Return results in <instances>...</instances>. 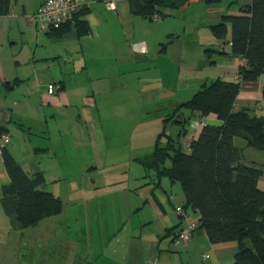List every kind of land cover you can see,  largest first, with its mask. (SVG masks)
<instances>
[{
	"label": "crops",
	"instance_id": "crops-1",
	"mask_svg": "<svg viewBox=\"0 0 264 264\" xmlns=\"http://www.w3.org/2000/svg\"><path fill=\"white\" fill-rule=\"evenodd\" d=\"M44 1L12 0L10 12L0 15V127L5 129L0 132V199L2 185L10 182L2 157L4 148L13 156L25 149L35 159L53 157L89 145L91 136H95L104 141L100 146L109 145L108 158L98 161L107 165L120 160L129 166L130 174L127 178L115 176L116 180L109 183L112 189L117 187L114 190L125 192L127 206L112 222L98 220V243L86 246L90 259L94 257L90 262L85 259L88 264H232L239 249L235 241L212 243L202 230H197L184 245L173 240L175 231L184 226L175 209L185 203L183 191L178 183L171 184L167 179L161 186L156 185L147 176L141 160L154 151L157 123L160 125L164 118L159 113L163 100H173L178 105L189 100L205 83L218 78L240 80L238 71L246 59L231 53V25L224 42L214 36L209 25L219 22L225 14H241L245 2L231 4V0H226L219 7L221 3L209 5L191 0L176 11L172 9L183 17L180 30L173 28V18L152 23L133 14L129 0H113L111 6L106 5V0H89V6L79 15V20L89 27L86 33L80 34L79 20L75 18L61 36H51L36 18ZM199 9L204 11L202 16L195 15ZM190 23L204 26L203 31L206 27L210 33L199 35L198 39L188 33L189 40H183L186 46L179 45V31L183 33ZM149 26L155 32L147 33ZM207 48H223L227 53L210 56ZM159 67L157 78L141 76ZM134 70L138 73L137 81L140 79L144 116L139 121L143 125L140 133L135 140H128L125 130L129 121L107 120L115 115L107 117L100 107L111 92L127 90V74ZM51 83L62 88L50 92ZM246 108L257 115H261V110L264 113V74L245 83L236 97L233 112ZM66 115L70 117L64 119ZM205 123L222 121L213 113L204 117L196 113L187 140L197 137ZM80 127L82 135L78 134ZM5 134L11 140L2 146ZM16 141L23 146L19 148ZM41 162L35 160L38 164L33 168L22 165L30 174L42 171L46 177L47 168ZM252 163L264 165L259 160ZM88 164L94 168V157ZM258 185L264 188V174ZM17 226L20 227L18 223ZM169 229L172 232L167 234ZM200 254L202 263L196 258ZM204 254L207 259H203Z\"/></svg>",
	"mask_w": 264,
	"mask_h": 264
},
{
	"label": "trees",
	"instance_id": "trees-1",
	"mask_svg": "<svg viewBox=\"0 0 264 264\" xmlns=\"http://www.w3.org/2000/svg\"><path fill=\"white\" fill-rule=\"evenodd\" d=\"M190 1L129 0L133 14L152 21L167 16V9H178ZM202 1L211 5L223 0ZM238 1L245 2L241 14H225L209 27L224 42L231 25V53L246 59L238 71L240 80L210 81L189 100L176 105L164 119L153 153L141 162L156 185L161 186L167 179L171 184L178 183L183 191L185 203L175 208L184 223L173 235L177 244H186L197 230H202L212 243H238L232 264H264V188L258 185L264 169L262 165L246 163L243 149L234 143L235 138H242L247 146L264 151V115H257L249 108L233 112L242 86L264 74V0H231V4ZM11 6L12 0H0V15L8 14ZM77 25L80 34L89 30L81 20ZM68 29L69 24H65L49 29L48 33L61 36ZM206 53L212 56L227 51L207 48ZM196 113L202 117L216 114L222 123L203 124L199 135L188 141ZM168 121L177 125L175 133L167 132ZM4 130L0 127V132ZM2 157L10 182L2 185L0 201L4 212L13 216L21 228L35 226L44 218L62 212V199L42 188L46 182L42 171L30 174L6 148ZM183 213L198 222L187 239L179 237L187 225ZM207 256L204 254L203 259Z\"/></svg>",
	"mask_w": 264,
	"mask_h": 264
},
{
	"label": "rangeland",
	"instance_id": "rangeland-1",
	"mask_svg": "<svg viewBox=\"0 0 264 264\" xmlns=\"http://www.w3.org/2000/svg\"><path fill=\"white\" fill-rule=\"evenodd\" d=\"M225 1L223 0L220 5H214L221 7ZM167 11L173 12L172 9H167L166 13H168ZM198 11L195 15L201 14L202 16L204 14L201 9ZM173 13V15L167 14L161 21L173 18V28L183 30V17L177 16L176 12ZM175 15L177 18H174ZM150 21L148 20V22ZM151 22L153 23V21ZM187 22L189 23L190 20H187ZM150 27H147V33L153 31V28ZM203 28L204 26H193L190 23L184 30L185 33L179 31L182 39L178 44L181 45L182 43L186 46L187 43H183V40H186V42L189 40L188 33L191 34L192 32L197 39L199 35L210 33L206 27L204 31ZM152 42L155 43L156 40L152 39ZM168 59L172 58L168 57ZM164 61L166 62V57H164ZM130 66L129 64L127 68L129 69ZM159 70L160 67L153 68L141 73V76L157 78L160 74ZM137 75L138 73L135 70L134 72L130 71L127 74V81L129 82V84L127 82L128 86L125 87L127 90L119 91L116 94L111 92L103 99V107H100V110H103L107 117L111 114V116L115 115L114 118H108L107 120L115 122L129 121L130 125L125 130L128 140L129 137H133L135 140L143 126L139 122L143 120L141 118H143L144 112L141 110L144 105L142 93L138 88L140 79H138V82ZM162 103L163 108L159 113L164 118L160 119V125L157 123V137L163 130L164 119L173 112L176 105H174L173 100L170 103L163 100ZM260 113L264 115L262 110ZM118 116L121 120L117 119ZM69 117L66 115L64 119ZM137 122L139 123L137 124ZM166 126L168 133H175L178 130L177 125L172 121L166 122ZM137 127L139 128L137 129ZM78 134H84L81 127L78 128ZM237 139H239L237 140L238 146L242 149L245 147L243 157L247 163L259 160L264 164V151L247 146L246 141L242 138ZM103 142L100 139L97 140L95 136H91L89 145H81L74 151L60 152L59 155L53 157L43 156L35 159L33 153H29L25 149H20L15 153L14 156L26 168H33L34 164H38L34 163L35 160L42 161L41 164L47 168L46 182L42 188L53 192L62 199L63 210L58 215L44 218L35 226L21 228L17 226L15 218H11L4 212L0 202V264H83L84 262L88 264L90 260H94V257L90 259L86 246L98 243L97 229L100 228L98 220L106 219L112 222L118 215H122L123 207L127 206L125 192L114 190L117 187L112 189L109 183L116 180L115 176L127 178V175L130 174L129 166L126 163H121L120 160L116 164L107 165L98 161L109 156H107L109 145L100 146ZM130 142L132 141L130 140ZM16 143L20 144L18 141ZM22 146L21 143L19 148ZM117 156L125 158L124 154H118ZM91 157H94V168L88 164ZM51 166L53 167L50 168ZM262 167L264 169V165ZM2 170L3 164L0 168V171ZM0 181H2L1 177ZM99 240L100 245H102V238H99ZM201 255L196 257L200 263H202ZM85 259H88L89 262Z\"/></svg>",
	"mask_w": 264,
	"mask_h": 264
},
{
	"label": "built area",
	"instance_id": "built-area-1",
	"mask_svg": "<svg viewBox=\"0 0 264 264\" xmlns=\"http://www.w3.org/2000/svg\"><path fill=\"white\" fill-rule=\"evenodd\" d=\"M106 5L111 6L113 0H106ZM90 4L89 0H45L36 13L41 26L45 29L58 28L71 21H75V18L79 16ZM155 19H159V15H155ZM49 91L55 92L60 90L61 86L56 83L49 85ZM11 140L9 135H3L4 146ZM187 225L186 228L179 234L180 239H187L191 235L192 231L197 227V220L193 217L187 216L183 213Z\"/></svg>",
	"mask_w": 264,
	"mask_h": 264
}]
</instances>
